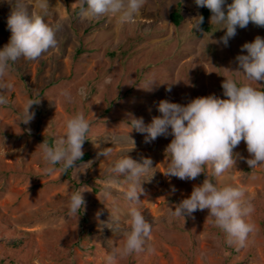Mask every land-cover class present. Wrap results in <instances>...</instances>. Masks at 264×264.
Listing matches in <instances>:
<instances>
[{
	"label": "rangeland",
	"instance_id": "1",
	"mask_svg": "<svg viewBox=\"0 0 264 264\" xmlns=\"http://www.w3.org/2000/svg\"><path fill=\"white\" fill-rule=\"evenodd\" d=\"M24 3L36 10L35 0ZM75 3L48 0L45 21L60 25L56 47L34 61L10 63L0 79V92L8 100L0 105V264H105L108 255L123 248L130 231L124 178L111 188L112 198L104 196L108 169L126 155L138 163L153 161L138 206L152 232L142 251L119 258L117 264H264V165L251 168L246 163L252 158L246 144L241 141L233 150L235 168L221 176L205 165L196 179L180 180L164 174L172 137L145 143L146 134L128 126L130 116L150 125L161 115L162 100L186 105L213 94L224 99L225 77L264 91V81L257 85L225 70H237L235 58L247 54L242 45L264 38V28L250 22L225 47L215 43L226 30L210 23L212 14L206 28L191 30L185 22L207 9L194 0H147L136 22L124 25L110 16L83 18L74 13ZM13 7L14 0H0V48L11 36L7 19ZM173 12L181 16L178 26L170 21ZM148 81L153 83L148 86ZM65 89L71 102L60 95ZM30 99L38 103L29 109L34 120L25 125L20 122ZM77 113L90 122L83 145L88 159L65 172L46 174L39 145L55 146L66 133L67 120ZM109 147L110 156L97 155ZM205 179L221 188L244 189L245 201L254 206L247 220L255 226L245 247L228 245L207 209L185 221L171 215L170 209ZM77 190L85 191L86 206L71 216L68 201Z\"/></svg>",
	"mask_w": 264,
	"mask_h": 264
},
{
	"label": "clouds",
	"instance_id": "2",
	"mask_svg": "<svg viewBox=\"0 0 264 264\" xmlns=\"http://www.w3.org/2000/svg\"><path fill=\"white\" fill-rule=\"evenodd\" d=\"M146 3L147 0H76L75 4L79 5L83 18L110 16L124 25L134 24ZM194 3L197 7L210 10L211 24L223 25L225 34L215 43H222L225 47L236 36L238 28L244 29L250 22L264 27V0H231L230 4L227 0H194ZM35 9L30 11L24 0H14V7L7 19L11 36L9 42L0 48V79L7 74L10 63L20 58L34 61L56 47V34L60 25L50 26L45 21L44 17L49 12L48 0H35ZM185 22L191 30L198 29L204 17H192ZM241 51L247 54L235 58L237 70H225L242 74L246 81L258 85L259 81H264V38L255 37L252 42L242 45ZM225 78L221 85L224 99L213 94L195 98L186 105L162 100L158 105L161 115L154 117L148 126L144 125L142 118L130 116L128 126L140 134H146L145 143H151L161 136L172 137L166 147V152L170 154L164 173L166 176L194 180L204 173L205 165H210L213 174L219 177L235 168L237 161L233 150L241 141L246 144L247 152L252 157L246 163L251 168L264 165V91L253 87L251 83L238 85L231 77ZM147 83L150 86L153 82ZM7 88L11 89V85ZM60 95L71 102V94L66 89ZM7 103L5 92H0V105ZM36 103L31 99L28 101L20 123L27 125L34 120L35 113L29 109ZM89 132L90 122L83 113L68 119L66 133L56 139L55 146L45 141L39 145L46 164L44 172L51 175L76 167V162L84 155L83 145L88 141L86 137ZM96 147L99 148V144ZM112 150L111 147L105 148L97 155L106 158ZM152 163L151 158H144L143 163H138L126 155L108 169L104 181L106 199L112 198L111 188L120 182V177L127 184L124 198L129 204L130 231L125 233L123 248L108 255L105 264H117L119 258L142 251L145 240L152 232V225L145 220L138 207L141 203L139 196L143 194V178L153 169ZM58 164H62L59 169L55 167ZM84 192L77 190L71 194L68 201L69 215L76 216L81 209L84 210ZM244 197L242 187L221 188L205 179L170 212L185 221V217L207 209L208 217L225 233L226 243L243 248L250 233L255 230V226L247 220L254 206Z\"/></svg>",
	"mask_w": 264,
	"mask_h": 264
},
{
	"label": "trees",
	"instance_id": "3",
	"mask_svg": "<svg viewBox=\"0 0 264 264\" xmlns=\"http://www.w3.org/2000/svg\"><path fill=\"white\" fill-rule=\"evenodd\" d=\"M74 13H76V14H80V8H79V7H76V8L74 9ZM211 14H212V13L210 12L209 9H203V10H202V12H201V16L204 17V22H203L202 25H200L201 27L206 28V22H205V21H207L208 17H209ZM170 18H171L170 21H172V23H173L174 26H178V25H179L180 20H181V16H180V14H179L178 12H173V13H171V14H170ZM263 28H264V27H263ZM87 155H88V154L83 155V157L81 158V162H82V161H86V160L88 159V156H87Z\"/></svg>",
	"mask_w": 264,
	"mask_h": 264
}]
</instances>
